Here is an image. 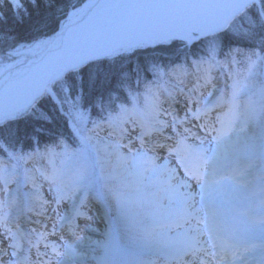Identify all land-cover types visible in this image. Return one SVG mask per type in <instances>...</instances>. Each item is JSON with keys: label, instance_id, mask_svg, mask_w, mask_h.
Here are the masks:
<instances>
[{"label": "trees", "instance_id": "1", "mask_svg": "<svg viewBox=\"0 0 264 264\" xmlns=\"http://www.w3.org/2000/svg\"><path fill=\"white\" fill-rule=\"evenodd\" d=\"M86 2L0 0V59L54 39L70 11ZM176 87L200 107L209 100L224 101L225 129L229 133L245 122L249 134L240 153L255 157L264 139V0L199 40L136 45L92 61L51 85L56 97L46 91L17 114L0 119V216L20 209L23 194L39 205L34 193L42 183L65 190L72 200L83 190L99 191L121 245L139 253L163 252L169 241L162 236L170 233L171 221L166 220L170 207L163 211L169 206L164 198L171 201L170 191L164 196L162 190L163 170L139 157L136 166L133 151H124L111 136L127 119L157 123L161 92ZM105 127L110 132H103ZM246 164L255 170L246 175L264 187L258 159ZM151 171L152 179L145 182ZM10 180H23L24 193L9 188ZM229 182L220 186L227 188ZM242 197L246 206L262 209L257 196ZM232 216L251 237L264 239V222L253 221L247 212Z\"/></svg>", "mask_w": 264, "mask_h": 264}, {"label": "rangeland", "instance_id": "2", "mask_svg": "<svg viewBox=\"0 0 264 264\" xmlns=\"http://www.w3.org/2000/svg\"><path fill=\"white\" fill-rule=\"evenodd\" d=\"M156 4V0H87L82 6L70 11V14L63 22L60 31L54 39H46L25 50H17L9 60L5 58L4 60L0 59V88L10 83L26 82V80L37 79L45 72L49 62L62 48L76 45L92 31L110 28L120 22H131L134 19L140 18L150 13ZM201 34L199 29L190 33L189 36L185 38L166 36L162 39H148L146 42H142V44L164 42L171 38L193 42L196 41V39H194L196 36L199 37L203 35ZM142 44L132 43L121 49H131L133 46ZM180 95L179 93H173L170 100L172 103H175L176 106L182 105L184 109L174 112V116L164 105L165 108L162 114L163 119L161 126L163 128L159 136H161L163 141L166 142L169 140V142L172 143L168 146V153L157 154L148 148L150 143L148 140L143 144L138 141L132 142L130 146L135 153V155H133L134 159H136V157L141 159L142 157L139 156V153H141L145 158L154 162L158 169L163 170L162 173L165 175V180H163L161 184L164 186L162 189L164 196L170 191V197L172 199L177 193V195L185 201L189 210H192L189 214L181 215L174 210V201L164 198L165 200H163V203L169 206H163V211L167 213L170 207L169 217L166 218L167 221L168 219L171 220L167 224L169 225L168 227L173 228V225H175L176 228L179 227V230H183L190 227L189 225H192L193 230H183V232H186V236L178 243L176 242V244L168 246L171 248L170 251L167 252L168 258L164 257L162 259L159 257L161 254L156 256L155 253H148L142 255L141 264H225V262L211 263V261H201V259L206 260L209 257L207 253H211L209 249L211 243L216 244L221 241L226 243L228 239H230L222 223L223 219H219V217H222L221 209L218 207L219 204L207 201L209 197L207 185L219 178L231 177L234 178L232 182L235 181L243 186L241 189L243 192H247L246 188L251 189L253 187L251 179L246 178V173L252 172L253 170L252 168H247L248 165L245 164V158L238 155L241 149L244 148L243 137L248 135L249 132H245L244 129L246 128V124L242 121L237 124V129H234L232 134L230 133L226 137H223L222 140H217L216 142L217 136L214 126L217 122L214 116L210 115L206 117L204 113L186 114L187 104L182 98L180 101ZM22 107L23 106H19L17 110L13 111L11 108L0 109V119L17 114V111ZM172 119H176L178 122L176 124L179 126L181 125L182 132L184 133L183 137H185L184 139H186L188 144L200 145L196 156L197 162L192 158L188 159L189 162H186V165L183 166L184 171L178 168V165L181 162L183 163L184 160L177 154L179 141L181 139L180 137L178 138L173 131L175 125L171 124ZM156 146L157 145H154V147ZM124 151H127V149H124ZM145 161L147 162V160ZM214 163H216V165H213L214 168L210 171L209 169ZM135 164L136 166L140 165L138 159H136ZM129 165L131 168V162ZM173 169H177L178 171L176 170V172ZM191 170L193 172H191ZM152 173H154V171L148 172V174L145 175V182H147L149 178L152 179L150 176ZM220 174L222 175L220 176ZM18 187L16 182H12L9 188L17 190ZM237 190L238 189L235 187L234 191ZM55 200L56 201L49 204L48 207H44L42 211L44 215L42 213L39 215L34 213L36 215L33 216L36 220L33 221L34 225H26L28 231L29 229L31 231L35 230L34 234L38 237L37 240L41 243L43 242V249H55L57 255L59 253L64 261L69 260L67 264H125L121 256H119L120 245H118L115 235V219L111 215L98 213V215H96L92 213L89 208H86L90 220H79L77 223L80 225L75 226L74 223L76 219L72 221L69 218L63 219L68 210V204L63 201V195L62 197L56 196ZM260 201L264 200L261 199ZM45 215L48 216L45 217ZM15 219L14 217H8L7 223L9 226L7 225L5 227V229H7L4 232V238H11L10 248L4 243L6 240L4 238L2 239L0 236L1 245H3L1 249L2 252L0 251V264H13L14 261H12V259L14 251H17L16 249L19 247L20 242L23 243V237L26 232L23 228H20V224L18 223L19 219ZM163 219H165V217H163ZM257 219L259 218L255 217V220ZM58 224H64L66 229L73 228L76 233L73 234V236L69 235L66 237L54 235L58 231V228H54V226ZM112 226H114V229L111 228ZM169 232L170 236H162L164 241L168 240L170 242L173 239L181 237V235L175 232L173 233L170 230ZM228 234L230 233L228 232ZM221 235H224V237ZM26 239L33 240L30 237H26ZM173 242L174 241H172V243ZM234 243L240 244V249L238 251L241 249L243 250L238 255L237 261H240L242 264H249L248 261L250 259L251 261H255V263L263 262L264 264V251L262 250L264 245L262 241L238 237L233 241V244ZM195 248L196 250H194ZM109 250H114L116 256H109V259L107 258V260L104 261L103 256H106ZM170 252L174 253L171 254Z\"/></svg>", "mask_w": 264, "mask_h": 264}, {"label": "bare ground", "instance_id": "3", "mask_svg": "<svg viewBox=\"0 0 264 264\" xmlns=\"http://www.w3.org/2000/svg\"><path fill=\"white\" fill-rule=\"evenodd\" d=\"M251 0H156V8L138 23L122 27L119 31H93L75 48H64L51 61L45 75H40L37 83L20 86L18 84L0 91V109L15 108L19 100H25L34 93L43 82L57 78L59 68L76 63L86 57L89 51L98 48L119 50L122 47L137 43L142 44L148 39H162L166 36L183 37L200 29V33L217 30L237 10ZM72 47V46H71ZM45 73V72H44ZM43 73V74H44ZM209 169L212 171L214 168ZM228 249L229 245L221 243ZM199 250V249H198Z\"/></svg>", "mask_w": 264, "mask_h": 264}, {"label": "water", "instance_id": "4", "mask_svg": "<svg viewBox=\"0 0 264 264\" xmlns=\"http://www.w3.org/2000/svg\"><path fill=\"white\" fill-rule=\"evenodd\" d=\"M255 1H257V0H251L250 2L247 3V5L243 6L241 9L237 10V12H235L232 16H230V17L227 19V21H226L225 23L222 24V26L219 28V30H220V29H224V28H226V27H227V24H228V23H229V22H230L235 16H237L238 13H240L241 11H243L246 7H248V5H250L251 3L255 2ZM155 8H156V6L154 7V9H155ZM154 9H152V10H154ZM148 15H149V13H148V14H145V15H143V16H141V18H142V17L145 18V17L148 16ZM141 18L134 19V20H132L131 22H120L119 24H115V25L111 26L110 28L112 29V31H119V30H120L122 27H124V26L131 25V24H134V23H138V22L141 20ZM110 28L102 29V30H99V31H107V30L110 31ZM97 32H98V31H97ZM84 39H85V38H84ZM84 39H82L80 42H78V45H79ZM78 45L72 46V47H70V48H75V47H77ZM113 49H114V47H112V48H110V49H108V50H101V49L95 48V49L89 51L88 56H86L85 58L82 57V58H80V59H79L76 63H74V64H70V65H68V66H66V67L59 68L57 78H55V79H53V80H49L48 82H46V81L43 82L42 85L38 88V90H37L36 93H34L33 95H31L30 97H28V98L25 99V100H19V101H17V103H15V104L13 105V107H17L18 105L26 104L27 102L34 100L35 98H37L38 96H40L41 94H43V93L46 92V91H50V93L54 96L53 91L49 88V85H50V84H54V83L58 82V80L64 78V76H66L67 74H69V72H72V71H78L79 69L85 67L87 64H89V63L92 62V61L98 60V59H100L101 57H108V56H111L112 52L115 51V50H113ZM60 51H61V50H60ZM60 51H59V52H60ZM57 54H58V53H57ZM55 58H57V55H56ZM55 58H54V59H55ZM54 59H53V60H54ZM52 62H53V61H52ZM50 64H51V63H50ZM50 64H49V65H50ZM49 65L47 66L48 68H49ZM48 68H47V70H48ZM47 70H46V72H47ZM46 72H45L43 75H45ZM43 75H42V76H43ZM40 81H41V80H39V81H38V80H37V81H35V80H29V81H26L25 83H19V82H16V83H12V84H9V85L5 86V88H8V87H10V86H12V85H16V84H18V85H20V86H27V84H32V83L34 84V83H37V82H40ZM5 88L1 89L0 91H1V92H2V91H5ZM1 106H3V105L0 104V107H1Z\"/></svg>", "mask_w": 264, "mask_h": 264}]
</instances>
